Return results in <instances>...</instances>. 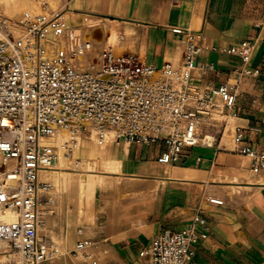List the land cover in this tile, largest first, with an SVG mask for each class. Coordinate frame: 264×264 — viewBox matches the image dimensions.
Returning <instances> with one entry per match:
<instances>
[{
  "label": "built area",
  "instance_id": "2783aa9c",
  "mask_svg": "<svg viewBox=\"0 0 264 264\" xmlns=\"http://www.w3.org/2000/svg\"><path fill=\"white\" fill-rule=\"evenodd\" d=\"M85 20L73 26L64 16L25 15L16 21L0 15V241L9 247L0 248V264H47L57 258L53 243L39 232L40 206L52 189L40 175L58 170L53 140L59 134L88 133L99 145L110 134L129 146L162 142V160L178 163L199 144L223 142L243 78L260 74L251 66L257 39L225 50L239 64L214 89L209 79L219 72L200 60L202 30L175 29L182 36L181 59L158 68L112 49L96 52V39L81 30ZM233 151L250 158L254 174L264 171V147L255 146L241 128L234 131ZM209 202L223 205L215 197ZM11 212L16 220L7 219ZM204 223L195 215L181 231L163 229L143 248L142 264H188L200 237L197 226ZM92 246L82 240L76 249L84 253Z\"/></svg>",
  "mask_w": 264,
  "mask_h": 264
},
{
  "label": "crops",
  "instance_id": "0c3cea01",
  "mask_svg": "<svg viewBox=\"0 0 264 264\" xmlns=\"http://www.w3.org/2000/svg\"><path fill=\"white\" fill-rule=\"evenodd\" d=\"M0 15L16 21L25 15L77 21V16H88L96 23L86 27L96 39V52L112 49L117 56L132 55L158 68L181 59L182 36L175 29L202 30L200 60L213 63L219 72L209 79L214 89L239 64L225 50L257 39L251 66L260 74L243 78L236 116H228L227 125L243 129L255 146L264 147V0H0ZM107 25L116 28V46L108 44L105 34H95L97 27L105 32ZM252 127L261 131L250 133ZM233 147L224 140L199 144L182 161L167 163L162 142L128 145L118 170L99 173L108 184L103 189L97 178L68 172L64 183L77 179L78 193L85 198L68 216L53 219L50 201L43 206L39 233L57 252L47 264H142L141 252L154 236L165 228L185 229L195 215L205 223L197 226L200 237L188 264H264V171L254 174L250 158ZM209 197L223 205L210 203ZM82 240L93 246L80 257L76 246Z\"/></svg>",
  "mask_w": 264,
  "mask_h": 264
},
{
  "label": "rangeland",
  "instance_id": "374dc122",
  "mask_svg": "<svg viewBox=\"0 0 264 264\" xmlns=\"http://www.w3.org/2000/svg\"><path fill=\"white\" fill-rule=\"evenodd\" d=\"M64 18L66 20H69V17H67V16ZM91 19L92 18H90L88 24L85 20L84 26H86V27L95 26L96 25L95 21L93 19L92 20ZM106 23L109 24L110 22L108 21ZM110 29H112V27L107 25V27H105V32H103L100 27H97L95 29V34L97 33L96 31H99V33H101V36L99 38L103 37V34H105V37L108 40H110L108 42V44L116 46L117 41H118L117 40L118 35L116 32V28H113L112 30H110ZM81 30L87 36V34L85 33L86 28L82 27ZM16 34H19V31H17ZM96 36H97V34H96ZM63 136H64V140H67V138H69V139L72 138L70 135L65 134V133H63ZM233 144H234V133H233V136H232L231 141L229 143V146L231 147V146H233ZM89 146H93L94 148H98V149L100 148V150L103 151L102 153L98 152L93 156L96 159L101 158V156L111 157V158L112 157L120 158L121 153L123 151V148L128 149V145L122 141H116L113 134L108 135L107 142H106V144H103V145H99L96 142L94 136L92 138L91 135L88 133L83 134L82 137L80 138V141H79V146H78L79 149H77V150L74 149L75 151L73 150L70 152H68V149H67V158H66L67 160L66 159L63 160V159L59 158L60 160H58V166H56L58 170H55L53 172H44L41 175L43 177L42 179H44V175H45L44 180L49 181L52 185V189L45 194L46 195L45 197L48 198L50 201V204L48 205L47 208L52 212V219L56 218V217L68 216L69 211L74 206H79L80 204H81V206L83 205V200L85 198V196H84L85 194L84 193H78V188H76V186L79 185L78 180L77 179H76V181L71 180L67 183H64L63 179L65 176H67L68 172L73 173V175L85 174L86 176L90 175V177H92V178H95V179L97 178L98 181L96 182V184L99 186V188L103 189V188H106L108 186L107 183L103 182V178H99L98 175H99V173H110V172H112L111 170L101 169V168H90V167L85 168L82 165L81 161L85 158V150ZM65 163H67V164H65ZM47 175H50V176H47ZM78 177L79 176H77V178ZM62 183L67 185L68 187H70V189L62 188L61 187ZM82 194H83V197H82ZM87 199L89 200V198H87ZM40 208H41V206H40ZM0 248L5 249V250L9 249L7 244L2 242V241H0ZM78 255L80 257L83 256L82 253H80V252Z\"/></svg>",
  "mask_w": 264,
  "mask_h": 264
},
{
  "label": "bare ground",
  "instance_id": "6f19581e",
  "mask_svg": "<svg viewBox=\"0 0 264 264\" xmlns=\"http://www.w3.org/2000/svg\"><path fill=\"white\" fill-rule=\"evenodd\" d=\"M89 20H90V18L87 16V18H86L87 24L89 23ZM69 21L70 22H77V19H75V17H73L72 19L69 17ZM96 32H97L96 33L97 36L100 37L101 36V33H99V31H96ZM85 33L86 34H90L87 30L85 31ZM233 132H234V129H231L230 127L227 128V130L225 132V135H224V143L225 144H229L230 143L231 138L233 136ZM79 141H80V138L79 137H72L70 139L67 138V140H64L63 133H61L60 135H58L57 137H55V139L53 140V143L58 147V151H57V161H56L55 166H58V160H60L59 158H61L63 160H65L67 158V145H66V143H69L70 145L72 144L73 147H74V149L77 150V149H79V147H78L79 146ZM93 146H89L85 150V158L81 161L83 167H85V168L86 167H90V168H101V169H107V170H111V171L118 170V166H120L119 163H118L119 162V158H116V157H112L111 158V157L101 156V158L96 159L93 156L96 153H98V152L102 153L103 151L100 150V148L99 149L98 148H94ZM65 164H67V163H65ZM41 175H42V173H41ZM41 175H40L41 180H44L45 179V175H44V179H42L43 177ZM47 176H50V175H47ZM46 204H47V201L46 200L41 204V210H42L43 215H45V212H44L45 210L43 209V206H45ZM17 218H18V215L16 213H13V212H11V213H9L7 215V219L10 220V221L16 220ZM42 223H43V221H42Z\"/></svg>",
  "mask_w": 264,
  "mask_h": 264
},
{
  "label": "water",
  "instance_id": "95a60500",
  "mask_svg": "<svg viewBox=\"0 0 264 264\" xmlns=\"http://www.w3.org/2000/svg\"><path fill=\"white\" fill-rule=\"evenodd\" d=\"M77 17H79V20L77 22H71L73 26H81L83 24V17L82 16H77Z\"/></svg>",
  "mask_w": 264,
  "mask_h": 264
}]
</instances>
